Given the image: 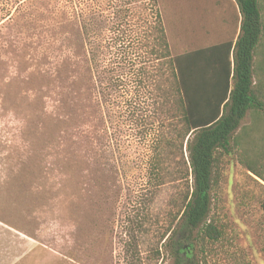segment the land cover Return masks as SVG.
Masks as SVG:
<instances>
[{
  "label": "rangeland",
  "instance_id": "1",
  "mask_svg": "<svg viewBox=\"0 0 264 264\" xmlns=\"http://www.w3.org/2000/svg\"><path fill=\"white\" fill-rule=\"evenodd\" d=\"M218 3L0 0V264H124L132 235L142 254L149 250L181 184L155 188L149 177L161 129L153 101L134 91L121 98L120 89L101 100L94 38L82 32L80 13L87 24L100 20L102 58L115 51L134 60L157 16L174 53L209 45ZM76 40L78 58L68 47ZM138 66L123 69L127 78ZM251 121L246 114L240 125ZM258 168L264 176V160ZM219 176L212 212L229 234L208 263L264 264V184L235 152L224 155ZM163 254L158 264H174Z\"/></svg>",
  "mask_w": 264,
  "mask_h": 264
},
{
  "label": "trees",
  "instance_id": "2",
  "mask_svg": "<svg viewBox=\"0 0 264 264\" xmlns=\"http://www.w3.org/2000/svg\"><path fill=\"white\" fill-rule=\"evenodd\" d=\"M233 1L238 31L228 39L174 53L157 16L148 31L151 38L142 43L144 53L134 60L115 51L102 58L100 20L89 26L83 21L85 12L80 13L82 32L94 38L89 41L90 61L100 68L101 100H110L120 89L121 98L134 91L153 101L161 129L150 144L149 177L155 188L168 181L181 184L163 223L152 232L149 250L142 254L133 235L125 241L124 264H158L165 251L174 264H209L208 254L229 234L226 223L212 212L222 158L235 152L264 181L258 168L264 160V0ZM81 45L76 40L68 46L71 56H80ZM129 64L139 65L131 79L124 71ZM246 114L251 123L240 125ZM147 216L152 226L158 224L156 215L148 211Z\"/></svg>",
  "mask_w": 264,
  "mask_h": 264
},
{
  "label": "crops",
  "instance_id": "3",
  "mask_svg": "<svg viewBox=\"0 0 264 264\" xmlns=\"http://www.w3.org/2000/svg\"><path fill=\"white\" fill-rule=\"evenodd\" d=\"M217 1L219 2L217 4L219 7L218 9L222 13V15L218 19L219 23L217 25V28L214 30L215 32H213L214 34L210 36L212 38V40L209 41L210 44L226 40L233 34V32L238 31V21H237L238 11L236 5L234 4V1L233 0H217ZM249 173L251 172L249 171ZM257 179H259L264 184V181L261 178L257 177ZM263 203L264 201L262 202V204Z\"/></svg>",
  "mask_w": 264,
  "mask_h": 264
}]
</instances>
